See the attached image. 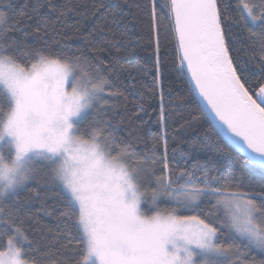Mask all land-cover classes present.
<instances>
[{
    "label": "snow or ice",
    "instance_id": "6c2138e0",
    "mask_svg": "<svg viewBox=\"0 0 264 264\" xmlns=\"http://www.w3.org/2000/svg\"><path fill=\"white\" fill-rule=\"evenodd\" d=\"M158 7L176 42L177 75L198 98L173 135L201 119L208 125L188 151L173 148L171 159L163 103L160 135L146 151L132 143L134 133L119 138L111 119H89L94 108L106 109L123 94L112 79L118 67L136 87L124 67L131 51L121 55L122 42L144 17L156 34L159 85ZM73 40L84 42L75 53ZM105 52L107 64L99 59ZM257 56L253 83L249 65ZM197 149L212 154L176 172V154L188 161ZM38 164L47 170L39 179ZM257 172L259 192L252 183ZM34 179L38 187L54 186L58 200H43L38 209L55 224L30 236L24 217L39 223L31 205L41 194L15 198ZM207 197L215 203L205 212ZM5 236L0 264H264L253 254L264 256V0H0V239ZM69 249L73 255L63 259Z\"/></svg>",
    "mask_w": 264,
    "mask_h": 264
},
{
    "label": "trees",
    "instance_id": "16d2710c",
    "mask_svg": "<svg viewBox=\"0 0 264 264\" xmlns=\"http://www.w3.org/2000/svg\"><path fill=\"white\" fill-rule=\"evenodd\" d=\"M19 3H24L26 0H18ZM63 0H42L43 4L49 3H62ZM143 2V0H141ZM165 0H158V3L163 4ZM47 11V9H42ZM158 24H159V48L160 59L162 64V75L159 85H156V46L157 39L156 34L152 31L149 17H144L141 22L131 28L128 37L122 42L126 45L125 49H122L121 55L124 50L131 51V55L125 57V65L131 72V76L135 77L136 87H131L133 81L130 80L129 72L124 68L118 67L116 69V75L112 76L115 81L116 88L119 89L122 95L111 98L109 100V106L106 109L101 107L94 108L90 120H104L111 119L114 124L119 126L116 129V135L119 138L129 137V133H134L129 137L132 143L136 146L138 151H146L152 147L156 142V138L160 135V109L161 103H163L166 115H167V141H168V155L171 159L173 156L172 149L177 146L183 151L189 150V142L194 138L195 134L203 133L208 127L207 123L197 122L194 125V129L188 130L187 133H181L179 136L173 135V128L177 123L181 122V116H187V109L192 105L193 99H198L189 94L190 85L188 79L184 76L177 75L176 65V42L173 39V35L168 28V21L164 18L165 12L157 8ZM71 22V20H70ZM236 31V29H234ZM71 34V33H69ZM242 42L247 44V34H244ZM69 43L72 44L71 51L76 52L78 48L84 47V42L81 40H73ZM240 46L239 44L237 45ZM253 52H249L248 56H251ZM99 59L103 60L105 64L111 59L107 52L100 54ZM259 61V57L253 61L249 68L251 69L250 76L253 83L259 77V68L256 66ZM255 73V75H252ZM180 98H183L182 100ZM143 106L141 111L138 107ZM131 120V123H130ZM213 140L215 136L212 133ZM161 152H163V145L161 144ZM211 152H205L203 149H197L193 152V157L188 161L180 159L179 154H176V160L179 161V165L173 162V168L176 172L181 170H191L193 165L197 162H203L207 159ZM42 166L37 170V178H41L45 175V170H41ZM159 174V173H157ZM254 180L252 181L254 190L259 192V183L261 178L259 173H254ZM228 183V174H225V180L221 182V187L226 188ZM40 185H44V180L40 179ZM33 190L39 191L41 199L34 201L31 205V213L34 214V220L39 223H34L27 219V214L24 217V227L28 230L29 235H32V229L39 228L40 225L51 226L55 224V221L44 214L43 211H39L41 208V202L47 201L48 205L55 203L58 200L57 189L53 187L43 186L38 187L37 180L34 179L29 182L28 188L22 191L15 199H24L31 194ZM259 203V198H257ZM215 203L214 197H207L204 202L201 203V208L206 212L211 208V205ZM161 208L168 207L167 205H161ZM191 214V213H187ZM40 233L37 231V238L40 237ZM51 239V237H49ZM7 237L0 239V244H6ZM75 244H73V248ZM256 259L264 258L260 253H253ZM73 255L72 249H69L63 259H68Z\"/></svg>",
    "mask_w": 264,
    "mask_h": 264
},
{
    "label": "rangeland",
    "instance_id": "374dc122",
    "mask_svg": "<svg viewBox=\"0 0 264 264\" xmlns=\"http://www.w3.org/2000/svg\"><path fill=\"white\" fill-rule=\"evenodd\" d=\"M39 167H41V165L38 164V165H37V170L39 169ZM161 205H167V206H169L167 203H161ZM161 205H160V206H161Z\"/></svg>",
    "mask_w": 264,
    "mask_h": 264
}]
</instances>
